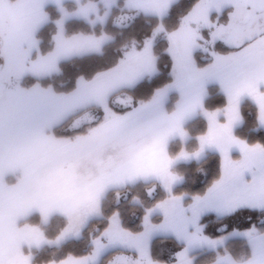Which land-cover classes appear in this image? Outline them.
<instances>
[{"label": "snow or ice", "instance_id": "snow-or-ice-1", "mask_svg": "<svg viewBox=\"0 0 264 264\" xmlns=\"http://www.w3.org/2000/svg\"><path fill=\"white\" fill-rule=\"evenodd\" d=\"M0 264H264V0H0Z\"/></svg>", "mask_w": 264, "mask_h": 264}, {"label": "trees", "instance_id": "trees-1", "mask_svg": "<svg viewBox=\"0 0 264 264\" xmlns=\"http://www.w3.org/2000/svg\"><path fill=\"white\" fill-rule=\"evenodd\" d=\"M190 178H191V176H190ZM159 243H160L161 245H163L164 241H163V240H161V241H159Z\"/></svg>", "mask_w": 264, "mask_h": 264}]
</instances>
